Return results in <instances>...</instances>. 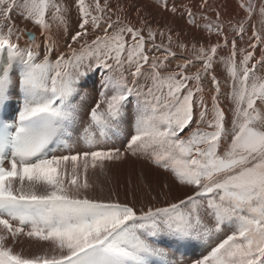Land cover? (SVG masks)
Returning a JSON list of instances; mask_svg holds the SVG:
<instances>
[{
	"label": "snow or ice",
	"instance_id": "obj_1",
	"mask_svg": "<svg viewBox=\"0 0 264 264\" xmlns=\"http://www.w3.org/2000/svg\"><path fill=\"white\" fill-rule=\"evenodd\" d=\"M238 4L0 0V264H264V0ZM129 157L188 191L96 195Z\"/></svg>",
	"mask_w": 264,
	"mask_h": 264
},
{
	"label": "bare ground",
	"instance_id": "obj_2",
	"mask_svg": "<svg viewBox=\"0 0 264 264\" xmlns=\"http://www.w3.org/2000/svg\"><path fill=\"white\" fill-rule=\"evenodd\" d=\"M121 2L123 4H125L126 6L128 4H150V0H121ZM179 2V0H178ZM257 2H259V0H257ZM213 3L216 6H220L223 5L224 8H226V12L224 13L225 19H230V18H239L243 16V11L239 8V4H238V0H213ZM153 11V15L157 16V18L160 17V13L154 9H150ZM129 11H132L131 9H129ZM239 14V16H238ZM163 16L168 20V21H175V23L177 24L178 28H185V30L188 32L187 36H184L185 40H191L193 38L196 39H202V38H206V32L200 29H194L191 28L189 26H186L184 24V21L179 19V18H173L172 16H170L168 13H163ZM257 20V26L259 27V23L258 20L259 18H256ZM17 22H19V19L17 18ZM30 29H32L33 31H36L38 33V29L34 28L31 24L27 25ZM251 32V29H249V34ZM247 39V37H245V40ZM240 46L244 47L245 44L242 41H239ZM221 55H227V50H224V52L221 53ZM257 55H259V50H257ZM216 74L218 76V78H220L221 80H223L226 77V71L224 69L223 64H218L216 66ZM207 84V82H206ZM78 130L80 133H82L83 131V125H80L78 127ZM116 147H124V143L122 139H118L114 141V145ZM127 160H134L131 161V167H127V169L130 170V175H131V171H133V167L137 168H142L141 169V175L140 177H142V173L143 175H145V171H148L149 175H145V177H147V179H149V176L151 177V179L154 181V188L158 191L159 190V185L163 182H167L171 185V196L172 197H181L183 192L188 191L187 189L183 188L182 186L178 185L170 176V174L165 173L162 169H157L150 161V159L148 157H129ZM126 170V169H125ZM137 171L139 172V169H137ZM140 177L138 179H140ZM153 181H151V183H153ZM140 181H136L135 185L136 186H140ZM127 185H129V181H127V183H125V185H123V189L122 190H111V191H115L116 193L119 194L121 200L125 199V195L129 194V198H130V192L125 191V187H127ZM145 189L141 188V192L143 194H145ZM103 191L98 190L96 191V195H103V196H107L104 194H98L101 193ZM108 193V192H107ZM156 194V193H155ZM154 194V195H155ZM153 195V193H152ZM232 229H225V235L226 234H230V231ZM223 237L225 238V236L221 235L219 238L223 239ZM23 247L26 253H38L40 252L41 249V245L39 244H29V242L25 241L23 243V245H18L19 247ZM210 251V248H206V249H200L197 248V252L198 254H207V252Z\"/></svg>",
	"mask_w": 264,
	"mask_h": 264
},
{
	"label": "rangeland",
	"instance_id": "obj_3",
	"mask_svg": "<svg viewBox=\"0 0 264 264\" xmlns=\"http://www.w3.org/2000/svg\"><path fill=\"white\" fill-rule=\"evenodd\" d=\"M131 161L134 160H126L123 163H118L113 165L110 168L107 177H105L104 175L92 176L91 178L96 182L97 185L96 191L98 190L103 191L98 194L108 195L110 190H122L123 185H125L127 181H129V185H127V187H125L124 190L130 193H132L133 190H135L136 194L141 197L144 196V194L141 192V188L146 190V186L148 184H151V186L154 188V181L151 179V177L149 176V179L145 177V175H149L148 171H145V175H143L142 173V177H140L141 175L140 172L142 168H137L136 164L135 167H133V171H131V175H130V170L127 169V167H131ZM137 169H139V172L137 171ZM139 177L140 179H138ZM136 181L141 182L140 186L135 185ZM151 181H153V183H151ZM154 194L155 192H153V195Z\"/></svg>",
	"mask_w": 264,
	"mask_h": 264
}]
</instances>
